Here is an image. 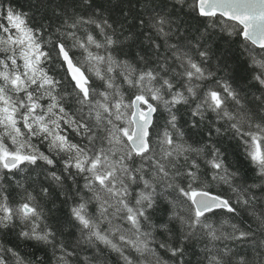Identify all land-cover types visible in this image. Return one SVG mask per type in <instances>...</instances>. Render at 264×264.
Masks as SVG:
<instances>
[{
  "label": "snow or ice",
  "instance_id": "obj_1",
  "mask_svg": "<svg viewBox=\"0 0 264 264\" xmlns=\"http://www.w3.org/2000/svg\"><path fill=\"white\" fill-rule=\"evenodd\" d=\"M0 264H264V0H0Z\"/></svg>",
  "mask_w": 264,
  "mask_h": 264
}]
</instances>
